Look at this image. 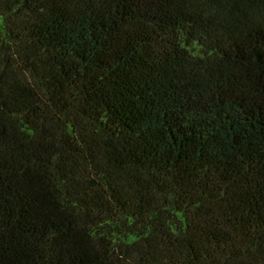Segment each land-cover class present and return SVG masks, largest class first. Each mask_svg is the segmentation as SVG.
Returning a JSON list of instances; mask_svg holds the SVG:
<instances>
[{
    "label": "trees",
    "instance_id": "trees-1",
    "mask_svg": "<svg viewBox=\"0 0 264 264\" xmlns=\"http://www.w3.org/2000/svg\"><path fill=\"white\" fill-rule=\"evenodd\" d=\"M0 264H264V0H0Z\"/></svg>",
    "mask_w": 264,
    "mask_h": 264
}]
</instances>
